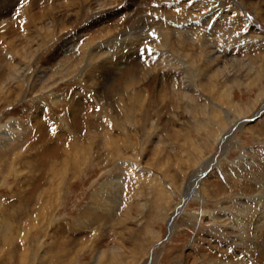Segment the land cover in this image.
<instances>
[{"label": "rangeland", "instance_id": "obj_1", "mask_svg": "<svg viewBox=\"0 0 264 264\" xmlns=\"http://www.w3.org/2000/svg\"><path fill=\"white\" fill-rule=\"evenodd\" d=\"M70 1L0 14V264H264V0Z\"/></svg>", "mask_w": 264, "mask_h": 264}, {"label": "bare ground", "instance_id": "obj_2", "mask_svg": "<svg viewBox=\"0 0 264 264\" xmlns=\"http://www.w3.org/2000/svg\"><path fill=\"white\" fill-rule=\"evenodd\" d=\"M78 0H71L70 1V7L71 8H75L77 5H79V6H81L82 4L84 5V4H86V0H79L80 2H78V4L77 3H75V2H77ZM12 2V0H1L0 1V14H3L4 13V10H8V8H9V5H10V3ZM67 4V3H66ZM66 4H64V5H66ZM67 5H69V4H67ZM63 5H61V7H62ZM31 7V6H30ZM57 7H59L58 5H57ZM32 9V8H31ZM59 9V8H58ZM51 11H55L54 10V8L51 10ZM50 11V12H51ZM56 12V11H55ZM55 12H51L50 14H48L50 17V19L52 20V22H54L53 21V18H51V17H53V14L55 13ZM60 12V11H59ZM27 13V12H26ZM26 13H24V15H26V16H28L29 15V12L26 14ZM34 14V13H33ZM31 14V15H29V17H30V20H31V22L32 23H34V20H35V16H36V14ZM27 21V20H26ZM56 23V22H55ZM54 24V23H53ZM52 25V24H51ZM47 26H49V25H47ZM57 26V25H56ZM45 27V26H44ZM56 30H57V28H54L53 26L52 27H47L46 29H38V31H40V33H41V38H42V33H44V34H48V33H53V32H56ZM58 31V30H57ZM57 33V32H56ZM49 35V34H48ZM54 35V34H53ZM44 38V37H43ZM50 38V37H49ZM41 40V39H40ZM126 41V40H125ZM38 42V41H37ZM40 43V42H39ZM12 44V43H11ZM69 45H70V43H69ZM167 45V44H166ZM11 46V45H10ZM38 46V45H37ZM182 46H183V44H182ZM65 47L67 48V46L65 45ZM184 48V47H183ZM64 49V48H63ZM171 49V48H170ZM182 49V48H181ZM176 50V49H175ZM14 51V50H13ZM184 51H185V49H184ZM19 53V52H18ZM33 53V52H32ZM184 53V52H183ZM35 54V53H34ZM185 54V53H184ZM183 54V55H184ZM177 55V54H176ZM182 57V56H181ZM32 56H31V60L30 61H32ZM183 61H186V59L184 60H182V62ZM180 62V61H179ZM212 62V61H211ZM235 64H239V63H237V62H234L233 63V65H235ZM238 66H241L240 64L238 65ZM22 69V68H21ZM20 69V70H21ZM24 71H26V69H23ZM18 71H19V69H18ZM23 71V72H24ZM226 71V70H225ZM224 72V69L222 70V69H219V71H218V75H220V74H222ZM24 74H25V72H24ZM12 75V74H11ZM18 75H20L19 73H15L14 74V78L15 77H18ZM15 80V79H14ZM2 133H0V135H1ZM24 249V248H23ZM102 257V256H101ZM102 259V258H101ZM100 261V260H99Z\"/></svg>", "mask_w": 264, "mask_h": 264}, {"label": "snow or ice", "instance_id": "obj_3", "mask_svg": "<svg viewBox=\"0 0 264 264\" xmlns=\"http://www.w3.org/2000/svg\"><path fill=\"white\" fill-rule=\"evenodd\" d=\"M146 51H148L149 53H151V49H146Z\"/></svg>", "mask_w": 264, "mask_h": 264}, {"label": "water", "instance_id": "obj_4", "mask_svg": "<svg viewBox=\"0 0 264 264\" xmlns=\"http://www.w3.org/2000/svg\"><path fill=\"white\" fill-rule=\"evenodd\" d=\"M263 110H264V109H263ZM214 160H215V158H214ZM183 202H184V200H182L181 205L183 204Z\"/></svg>", "mask_w": 264, "mask_h": 264}]
</instances>
